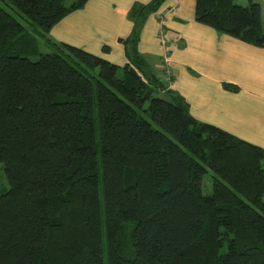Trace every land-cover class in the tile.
Listing matches in <instances>:
<instances>
[{"label": "trees", "instance_id": "trees-1", "mask_svg": "<svg viewBox=\"0 0 264 264\" xmlns=\"http://www.w3.org/2000/svg\"><path fill=\"white\" fill-rule=\"evenodd\" d=\"M3 1L49 42L87 2ZM164 1L130 8L123 66L55 42L32 61L36 36L0 6V264H264V149L160 96L137 50ZM234 1L195 0V20L264 47L260 4Z\"/></svg>", "mask_w": 264, "mask_h": 264}, {"label": "crops", "instance_id": "crops-1", "mask_svg": "<svg viewBox=\"0 0 264 264\" xmlns=\"http://www.w3.org/2000/svg\"><path fill=\"white\" fill-rule=\"evenodd\" d=\"M149 1L87 0L56 23L47 37L123 66L129 61L119 39L131 32L128 12L133 4ZM194 5L195 0H165L147 17L137 43L147 73L162 76L157 14L170 8L163 28L172 81L159 95L167 97V90L179 95L196 120L264 149V47L197 22Z\"/></svg>", "mask_w": 264, "mask_h": 264}, {"label": "rangeland", "instance_id": "rangeland-1", "mask_svg": "<svg viewBox=\"0 0 264 264\" xmlns=\"http://www.w3.org/2000/svg\"><path fill=\"white\" fill-rule=\"evenodd\" d=\"M75 0H64L65 5H69ZM255 2L259 3L261 6V16H262V23H263V29H264V0H255ZM234 3L239 5H246L247 0H235ZM0 6L3 7L7 12H9L12 16H14L19 22H21L24 26L29 27L26 20H24L19 13L12 7H10L5 1L0 0ZM29 29H31L29 27ZM30 33H32L37 38L38 46L37 51L32 54H23L24 56H27L30 60L36 61L39 58V53H47V52H53L57 49L52 45L51 43L45 42V40L40 37V35L37 33V31H34L31 29ZM58 52V51H57ZM146 118L152 123L153 127L158 128L157 124L154 123L148 116ZM211 179H212V173L210 171H207L202 179V190L203 193L209 194L211 191ZM10 185L4 175L3 171V164L0 162V195L5 193L9 189Z\"/></svg>", "mask_w": 264, "mask_h": 264}, {"label": "built area", "instance_id": "built-area-1", "mask_svg": "<svg viewBox=\"0 0 264 264\" xmlns=\"http://www.w3.org/2000/svg\"><path fill=\"white\" fill-rule=\"evenodd\" d=\"M170 12V8L164 11H160L157 14L158 17V23H159V43L162 48V54H161V59L163 63V73H162V80L166 82L168 87L171 86V81H172V75H171V70H170V54H169V49L166 45V40L164 36V28H163V22L166 20L168 13Z\"/></svg>", "mask_w": 264, "mask_h": 264}]
</instances>
